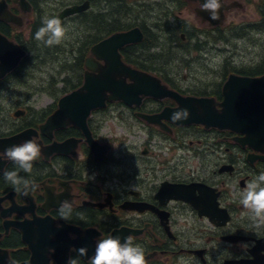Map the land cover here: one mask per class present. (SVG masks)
I'll return each instance as SVG.
<instances>
[{"label": "flooded vegetation", "instance_id": "obj_1", "mask_svg": "<svg viewBox=\"0 0 264 264\" xmlns=\"http://www.w3.org/2000/svg\"><path fill=\"white\" fill-rule=\"evenodd\" d=\"M60 1L27 0L29 5L22 6L19 0H5L8 10L23 25L0 19V33L25 52L17 67L0 79V264H67L69 257H77L76 249L82 246L88 248V255L78 257L79 264H89L97 241L109 236H120L122 242L131 236L134 244L143 247L147 264H264V227H254L239 202V192L247 182L264 172V145L253 147L242 141L248 137L259 139L264 133L263 125L256 133H244L200 124L178 126L163 119L162 123L171 131L163 130L142 116H158L179 105L174 99L152 96L134 98L132 105L108 100L105 107L92 110L86 130L49 123L59 110L60 100L83 86L90 72L87 60L97 61L92 48L115 33L134 28H140L144 40L119 50L126 66L159 78L181 97L213 99L221 104L224 84L230 75L264 76V58L249 73L229 71L223 84L211 85L208 91L180 88L163 75L167 72L165 65L175 60L177 55L171 53L174 49L187 50L188 41L198 34L219 33L220 38L224 34L228 43L255 35L257 42L264 44V0H221L227 9L224 25L220 26H210L197 15L201 0H168L172 5L176 2L177 9L192 10L207 30L193 24L177 26L166 20L163 31L149 27L148 22L136 25L122 20L129 29L107 35L103 28L106 23L98 16L109 11L95 15L93 8L97 2L109 0H72L57 14L48 16L43 5ZM86 2L90 3L87 11L62 20L63 25L73 19L85 24L87 30L80 43H71L66 49L56 45L53 53L42 51L47 46L35 40L34 35L43 19L59 17L66 8ZM148 5L143 9H148ZM121 11L123 8L114 14L120 18ZM28 28L30 32L25 35ZM154 31L167 36L168 47L164 46V37L152 35ZM209 45L198 42L194 50L204 55ZM63 55L76 58L75 71L71 70L81 71V83L71 86L67 78H62L64 90L59 97L56 78L48 75L44 66L50 57L54 60ZM160 61L165 65L156 63ZM64 68L70 70L67 64ZM66 71L65 76L69 74ZM35 79L38 85L31 84ZM216 108L222 109L220 105ZM111 116L141 124L148 131L146 137L150 140L145 141L139 156L130 139L105 141L101 130L105 118ZM155 136L164 142L155 144ZM30 139L40 145L41 154L27 174L2 152ZM116 144L125 150L116 152ZM154 145L166 149L167 156L149 150L148 146ZM154 158L157 167L148 161ZM188 159L193 160L192 166ZM137 160L144 163V174L124 168L125 163ZM10 170H17L32 181L35 190L28 196L15 191L3 179V172ZM65 200L72 204L68 221L58 213Z\"/></svg>", "mask_w": 264, "mask_h": 264}, {"label": "water", "instance_id": "obj_2", "mask_svg": "<svg viewBox=\"0 0 264 264\" xmlns=\"http://www.w3.org/2000/svg\"><path fill=\"white\" fill-rule=\"evenodd\" d=\"M19 1L22 6L29 5L27 0ZM89 8V2L68 7L58 18L62 21L81 14ZM225 9L227 8L223 6L221 18L217 21L210 20L209 14L205 11L198 10L197 15L210 26H220L225 22ZM0 19L7 23L23 25L22 20L8 10L5 0L0 2ZM143 40L144 36L140 28H134L115 33L95 45L92 48V55L97 61L93 58L87 60L90 72L86 74L83 86L60 100L59 110L50 118L49 123H56L57 127L74 125L86 130L87 119L92 110L105 107L108 100L132 105L134 98L152 96L157 99L171 98L179 105L177 108L164 110L158 116H142L149 124L159 126L163 130L171 131L162 120L173 122L170 119L171 114L181 108H187L190 117L184 121L173 122L178 126L200 124L206 128L234 129L244 133H249L251 130L256 133L261 129V125L264 126V76L253 78L230 75L224 84V101L221 104L207 98H184L167 88L159 78L133 70L122 61L119 50L126 45L140 44ZM24 56L25 52L18 45L9 42L0 33V60L3 62V65H0V79L17 67ZM101 61L104 64H101ZM142 99L141 97L140 101ZM217 105L222 109L218 110ZM242 143H248L253 147L257 144L264 145V133L259 139L248 137Z\"/></svg>", "mask_w": 264, "mask_h": 264}, {"label": "rangeland", "instance_id": "obj_3", "mask_svg": "<svg viewBox=\"0 0 264 264\" xmlns=\"http://www.w3.org/2000/svg\"><path fill=\"white\" fill-rule=\"evenodd\" d=\"M111 1V0H109ZM144 1L148 0H126L122 1L120 5H115L111 2H102L96 4L93 8L95 15L98 12H105L106 8L108 10L112 8L113 13L116 14V10L121 9L123 7V11L118 13L120 16V20H125L126 22H133L134 24H144L148 22L149 27H159L163 29L165 25L164 22L169 20L170 24L178 25H186L188 24L194 25L197 28H200L206 31V27L201 26L200 19H198L195 13L192 10L185 9H177L174 5L170 4L168 0H157L148 1V4H143ZM72 0H61L59 4L51 3L50 5L43 7L46 9L48 16L57 14L61 9L65 7V5L72 3ZM153 4V6H151ZM126 5V8L123 6ZM145 5H148V9H143ZM111 6V7H107ZM117 6V7H115ZM96 11V12H95ZM131 11V12H130ZM73 21H77L73 22ZM73 21L67 22L64 27L66 28V36L60 45L66 47H70L71 43H80V39L84 35V31L87 30L85 24H79L81 20L73 19ZM99 21V20H98ZM71 22V23H70ZM123 24L124 23L122 21ZM130 23L129 25H131ZM164 31V29H163ZM30 29L25 30V35H28ZM155 34L157 36L164 37V34H160L158 31L152 32V35ZM223 37H219V33L217 36H208L198 34L195 39H190L188 41L187 50L174 49L171 53L176 54V58L172 62H168L166 65L163 61L156 62L160 65H165V69L167 72L163 73L167 78H171L177 86L180 88H184L188 91H194L195 88L202 89L204 88L208 91V88H211V85L216 84L219 87L223 84L224 77L228 75L229 71H244L245 73H249L251 69H254L261 63L262 58H264V44L258 43L256 36L246 37V39L233 40L228 43L224 38L225 35L222 34ZM167 37V36H165ZM165 37L163 40L164 46L168 47V42H165ZM264 40V38H263ZM206 43L210 44L209 49L204 55H200V52L195 51V44L197 43ZM57 45V46H60ZM56 46V45H55ZM55 46L46 47L48 51H55ZM45 49V50H46ZM45 50H42L46 52ZM41 51V50H40ZM189 51V52H188ZM154 53V51L152 52ZM76 56V55H75ZM200 56V57H199ZM81 57V55H78ZM152 57V55H151ZM50 57V61L47 62V65L44 66L48 75H52L56 78V90L57 95L61 96L62 91L64 90L61 85L63 84L62 78H67V82L72 85H78L81 83V71H75L73 66L76 61L72 58V55L68 58H65V55L60 59ZM65 64L70 69L66 71ZM230 67H235L234 69ZM53 68V69H52ZM63 70L61 71V69ZM71 68L74 70L72 71ZM65 71L69 73L68 75H64ZM37 78L40 76L37 75ZM60 81V82H59ZM38 80L31 82V84L38 85ZM183 89V90H184ZM60 93V94H59ZM105 141L110 142L112 138L114 139H130L132 141V146L134 147V152L136 155H140L143 150V144L146 140H150L149 136L146 137L148 131H144V128L141 124H135L133 121H125L122 122L118 119H115L111 116V118H105L103 122V128L101 130ZM155 144L163 143L162 138L155 136L154 138ZM188 142V141H187ZM116 152L125 150L124 146H120V144H116L115 146ZM149 150L161 153L163 157L167 156L168 151L166 149L160 150L156 145L153 147L148 146ZM148 161L152 162V165L157 167L156 158L148 159ZM150 164V163H148ZM188 165H193V160L188 159ZM124 168L128 171L136 172L137 174H144V163L142 161L137 160L136 163L127 162L124 165Z\"/></svg>", "mask_w": 264, "mask_h": 264}, {"label": "clouds", "instance_id": "obj_4", "mask_svg": "<svg viewBox=\"0 0 264 264\" xmlns=\"http://www.w3.org/2000/svg\"><path fill=\"white\" fill-rule=\"evenodd\" d=\"M223 4L221 0H204L201 10L209 14L210 20L217 21L221 18ZM66 28L58 17H45L42 26L35 32V40L47 47L60 45L66 36ZM190 112L187 108L174 111L170 119L173 122L187 120ZM41 154L40 145L34 140H26L17 145L5 148L2 155L18 166L19 170L30 174L33 163ZM3 179L13 186L14 190L24 196L35 190L36 185L21 176L17 170L3 172ZM94 179V177H89ZM239 202L249 216L254 227H264V172L258 174L254 179L247 182L239 192ZM62 220L68 221L72 215V204L68 200L61 202L58 209ZM58 228L61 225H57ZM77 257H69L67 264H79L78 257H86L88 248L82 246L76 249ZM89 264H147L143 247L133 243L131 236L123 238L120 236H109L97 241L94 254L89 258Z\"/></svg>", "mask_w": 264, "mask_h": 264}, {"label": "trees", "instance_id": "obj_5", "mask_svg": "<svg viewBox=\"0 0 264 264\" xmlns=\"http://www.w3.org/2000/svg\"><path fill=\"white\" fill-rule=\"evenodd\" d=\"M111 1H113L112 3L115 5L122 3V1H120V0H111ZM111 1H109V2H111ZM123 6L126 8L125 5H123ZM121 8H123V7H121ZM106 10H107V8H106ZM108 11L109 12L104 14L102 17L100 15L98 16L99 20L103 19L104 23H106L105 26L103 27L104 28V35L112 34L115 32L124 31V30L129 29V27L126 26V24H123L120 22L121 20L119 19V17L117 15H115L113 13L112 8L111 9L108 8ZM115 21H117V22H115ZM111 22H114V23H111ZM109 23H111V24H109ZM167 31H169V30L167 29ZM176 37H177V40H180L179 34H177ZM45 51L49 52V53H53V52L48 51V49H46ZM73 68H74V66H73Z\"/></svg>", "mask_w": 264, "mask_h": 264}]
</instances>
